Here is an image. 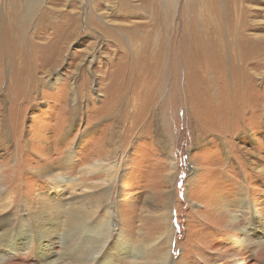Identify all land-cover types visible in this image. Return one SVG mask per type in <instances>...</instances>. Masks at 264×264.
Masks as SVG:
<instances>
[{"label": "rangeland", "instance_id": "374dc122", "mask_svg": "<svg viewBox=\"0 0 264 264\" xmlns=\"http://www.w3.org/2000/svg\"><path fill=\"white\" fill-rule=\"evenodd\" d=\"M241 200L264 242V0H0V222L63 254L82 209L103 256L240 264Z\"/></svg>", "mask_w": 264, "mask_h": 264}, {"label": "bare ground", "instance_id": "6f19581e", "mask_svg": "<svg viewBox=\"0 0 264 264\" xmlns=\"http://www.w3.org/2000/svg\"><path fill=\"white\" fill-rule=\"evenodd\" d=\"M255 171L257 174L254 173L253 175L257 178L260 176L261 170L260 168H257ZM238 198L240 201V197ZM241 205L242 206L236 204V207L233 205V207L230 208L229 214L230 211L237 210L241 207L242 210H240L238 214L229 215L227 220L229 225L228 228H231L234 237H238L236 232H241L240 235L246 240V243L242 248L245 250L247 249L249 253L246 254L247 257L242 260L240 264H260L264 260V242L255 238L251 239L248 225L249 220H253V217L256 226L257 222L260 223L261 215L263 214L260 213L262 207L260 201L256 204L253 202L252 205L250 204L247 206L244 200L241 202ZM257 219H259V221ZM167 220L168 217H164L165 223L168 222ZM88 221L89 220H87L85 212L82 209H73L66 214V218L62 222V225L63 228L67 229L69 239L65 241L64 246L62 247L63 254H60L52 250L55 242L52 239V236L53 234H56L55 232H58V229H60V225L57 227L55 221L48 218L43 219L41 217H35L33 220H30V222L28 221V225L25 226V223H22L19 228L15 229L9 221L3 220L0 222V227L5 230L0 234V264H132L134 261H139L140 264H156L153 258H150L149 255L144 252H137L139 250L136 248L135 253H129L131 250L126 246V249L124 248L125 252L121 255L114 251V255L103 256L101 247L107 245V230L108 228L110 229L109 220L106 219L102 222L95 221L94 223H88ZM244 226L246 227L243 228ZM24 231H27L29 238H24ZM32 233L34 234V237H31ZM164 234L162 233L160 237H163ZM21 236L24 241L23 239L16 240V237L20 239ZM119 239L121 240V238ZM160 240L168 243L169 237H167V233L166 239L160 238ZM125 242H120L119 245L122 246L127 244ZM238 246L241 245L238 244ZM168 247H170V245ZM97 248L100 250L97 251ZM121 250H123L122 247ZM7 252L9 253L8 256L6 254ZM1 255H5L7 258L3 259ZM156 257L160 260L157 264H167V254L164 253L162 256L157 254Z\"/></svg>", "mask_w": 264, "mask_h": 264}]
</instances>
